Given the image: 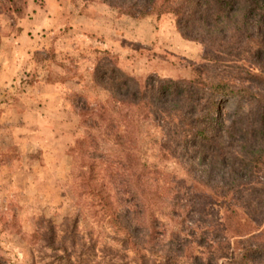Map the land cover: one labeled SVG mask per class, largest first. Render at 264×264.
I'll return each mask as SVG.
<instances>
[{
    "label": "rangeland",
    "instance_id": "rangeland-1",
    "mask_svg": "<svg viewBox=\"0 0 264 264\" xmlns=\"http://www.w3.org/2000/svg\"><path fill=\"white\" fill-rule=\"evenodd\" d=\"M78 13L112 31L85 30ZM19 19L29 23L23 50L28 35L39 45L20 54L22 68L0 84V264H245V247L264 244V158L249 176L227 173L239 162L233 129L257 118L245 97H217L212 112L232 130L220 138L224 163L210 167L179 145L175 157L160 149L162 132L142 116L116 144L80 110L84 101L108 104V91L93 82L103 49L138 80L223 77L264 97V84L247 78L258 67L246 47L235 49L244 37L229 27L214 45L185 38L173 13L132 17L102 0H0V37L18 34ZM130 170L154 172L164 184L151 226L150 217H133L128 178L118 176ZM138 182L149 199L143 176ZM173 202L188 216L166 215ZM193 234L202 235L200 245ZM251 234L258 238L247 240Z\"/></svg>",
    "mask_w": 264,
    "mask_h": 264
},
{
    "label": "trees",
    "instance_id": "trees-1",
    "mask_svg": "<svg viewBox=\"0 0 264 264\" xmlns=\"http://www.w3.org/2000/svg\"><path fill=\"white\" fill-rule=\"evenodd\" d=\"M102 1L132 17L148 14L159 17L165 13H173L185 38L206 39L213 45L216 42L215 35L223 32L222 37H226L227 28L231 27L234 35L237 33L241 38L244 37V46L240 47L238 43L235 49L246 47L247 54L253 60L251 63L258 67V72L248 74L247 78H250L251 82L264 84V0ZM220 46L218 43L217 47ZM99 53L93 72V82L108 91L109 100L108 104H100L95 109L85 101L82 103L80 110L87 114L89 125L102 127L103 132L111 135L116 144H121L120 138L132 135L139 125L138 117L142 116L146 122L150 121L160 129L162 132L160 149L167 150L171 157H175L176 147L179 145L185 154L198 160L202 165L207 164L210 167L217 162L221 165L224 163V147L220 138L221 135L230 133L228 130L232 128L227 127L220 116H214L212 108L219 96L240 95L245 97L250 107L254 109L257 118L232 131L239 134L240 151L237 168L227 169L228 179L230 177L239 180L253 174L257 169L264 158V97L254 93L248 86L235 85L223 77L204 80L200 76H195L188 80L173 81L158 80L149 75L143 80H138L118 67L114 61L116 54L107 49ZM218 157L220 161L217 160ZM128 162L133 161L131 159L119 163ZM118 176L128 178L127 193L128 195L131 193L133 217H150L151 226L155 221L153 204L161 199L158 194L164 188V184L159 183L154 172L143 174L130 170L127 174L120 173ZM141 176L144 178L149 199L147 196L144 199L141 195L142 186L138 182ZM173 205L174 202L172 208ZM166 215L187 217L188 210L173 208ZM260 224L258 223L257 227H260ZM172 233L176 234L173 230ZM198 236L196 238L193 234L191 243L200 245L199 239H202V235ZM248 237L247 240L251 237L258 238L254 234ZM176 238L178 239V236ZM185 244H188L186 240H181V246ZM242 257L246 261L245 264H264V244L259 242L253 247H245ZM194 259L201 262L198 255H194Z\"/></svg>",
    "mask_w": 264,
    "mask_h": 264
},
{
    "label": "crops",
    "instance_id": "crops-1",
    "mask_svg": "<svg viewBox=\"0 0 264 264\" xmlns=\"http://www.w3.org/2000/svg\"><path fill=\"white\" fill-rule=\"evenodd\" d=\"M55 12H56V10L54 11V14H55ZM74 17L81 24H84L85 30L94 32L95 34L105 32V30H109V32L112 31V29L110 27L106 28V27H103L101 24L94 23L95 19H93L92 16H90L87 13H81V14L78 13ZM36 20H37V18L34 17L35 23L33 22V28H34L33 30L37 29V21ZM28 24L29 23H26L22 19V20H20V22L17 23V26L23 27V29L18 34H16V33L13 34L11 38L5 37L6 39L3 37H0L1 38V41H0V84H4L5 80H7L8 78H13V76H14L13 74H15L17 72L16 70H18L19 68L20 69L22 68L23 60L19 61L20 54L28 56L29 48H33V49L38 48L37 46L39 44H38L36 37L34 36L32 38L30 35H28L29 39L25 40V42L29 45V47H26V49L23 50L25 48V46L23 45L22 40H20V39H23L24 38L23 36L27 34ZM11 42H13L12 43L13 50H11V49H9V50H11L10 55L15 56V57H13L14 62H8V60L6 58V56H7V53H6L7 45H9ZM15 61H19V63H16ZM5 84H6V82H5ZM43 87L45 88V90H49V88H51V85L45 84V86H43Z\"/></svg>",
    "mask_w": 264,
    "mask_h": 264
}]
</instances>
